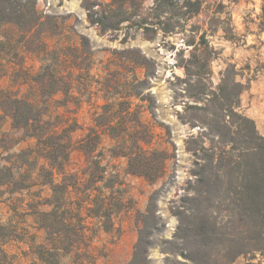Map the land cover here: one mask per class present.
Returning a JSON list of instances; mask_svg holds the SVG:
<instances>
[{"label":"rangeland","instance_id":"1","mask_svg":"<svg viewBox=\"0 0 264 264\" xmlns=\"http://www.w3.org/2000/svg\"><path fill=\"white\" fill-rule=\"evenodd\" d=\"M151 1L134 0L129 11L131 19H135V14L145 13ZM203 1L201 12L190 20L182 18L180 10L172 12L171 33L164 35L157 31L152 38H147L130 22L122 24L117 31L103 33L98 26L90 24L80 0H35L45 21L41 31H46L42 36L50 52L37 56L27 52L16 59L0 54V89L36 101L45 99L38 96L32 82L42 65L70 74L69 96L58 94L50 101L51 115H60L68 124L77 123L71 133L73 148L65 172L82 177L81 172L90 165L89 161H96L106 169L107 176H114L107 182L112 188L104 190L111 193V204L119 205L115 206L111 229L105 231L100 219L81 211L85 243L60 257V263L127 264L137 241L141 215L153 193L157 223L149 250L150 264L182 261L180 256L169 254L180 251L179 243L164 242L173 240L177 226L175 209L181 203L189 171H196L199 180L203 178L201 168L208 155L200 151L197 164L193 165L195 158L187 151L186 141L190 135L197 136L198 128H191L179 118L183 116L189 121H193L191 117L199 121L203 118L200 113L183 112L187 99L174 81V77H184L180 61L193 50L183 41L195 37L196 44L199 36L204 35L207 51L213 52L209 65L211 88L218 86L228 69L231 77L245 86L239 97L240 111L253 120L257 132L264 136V0ZM91 2L100 11L101 5L110 0ZM1 33L0 28V40ZM202 47L196 46L198 51L205 49ZM118 104L137 113L147 126L150 142L145 147L167 153L165 171L153 182L128 174L126 159L113 153L119 144L103 129L95 127V119L103 114L105 105H109L106 110L112 113L122 111ZM128 131L122 135L127 136ZM4 133L11 138L10 153L33 143L28 140L14 144L20 134L11 130L9 120L0 114V135ZM205 146H208L206 140ZM220 180L226 181L224 177ZM89 193L93 191L86 192ZM49 195L48 186H32L19 193H6L0 199V241L7 240L3 250L13 264H43L34 250L45 240L43 230L37 225L36 213L48 210L40 204L39 197L42 201ZM69 198L90 203L84 195L75 194V190ZM243 262L239 258L236 264Z\"/></svg>","mask_w":264,"mask_h":264},{"label":"trees","instance_id":"2","mask_svg":"<svg viewBox=\"0 0 264 264\" xmlns=\"http://www.w3.org/2000/svg\"><path fill=\"white\" fill-rule=\"evenodd\" d=\"M80 1L90 24L98 26L103 33L117 31L122 24L130 22L147 38L157 31L164 35L172 32L174 26L169 22L172 12L180 10L182 18L190 20L204 5L203 0H152L151 7L145 13L135 14L132 20L129 11L134 0H110L101 5L100 11L94 9L91 0ZM44 25L35 0H0L1 56L16 59L27 52L36 56L50 52L43 41ZM190 39L183 41L193 47L189 56L180 61L184 77H174V81L187 99L183 112L200 113L203 118L201 121L195 117H191L193 121L179 118L191 128H198L197 136L190 135L186 141L187 151L195 158L193 165L197 164L200 151L208 155L201 168L203 178L199 180L196 171H189L181 203L175 209L177 226L173 240L164 243H179L180 251L169 253L182 258L175 260V264H236L239 258L244 259L242 264H264V136L257 132L253 120L240 111L239 97L245 86L231 77L227 69L218 86L212 89L209 65L213 52L207 51L203 34L196 44L195 37ZM196 46L205 49L198 51ZM32 82L44 100L36 101L0 89V114L9 120L10 129L20 134L14 144L33 142L17 153H10L11 138L7 133L0 135V199L6 193L48 186L50 195L42 201L39 197L40 204L48 210L36 213L45 240L34 250L43 264H63L60 257L85 243L81 211L100 219L103 229L109 231L112 215L119 205L111 204L109 191L104 193L112 188L107 182L114 176H107L106 169L98 162L89 161L90 165L81 172L82 177L65 172L73 148L71 133L77 123L68 124L60 115H51L50 101L58 94L69 96L70 74L42 65ZM106 107L109 105L96 117L95 127L103 129L119 144V151L113 153L126 159V172L150 182L160 178L168 156L164 151H149L145 147L150 142L147 126L129 107L112 113ZM106 113L109 116H104ZM118 129L124 131L117 132ZM127 130L130 133L122 135ZM221 177L226 181L220 180ZM74 190L90 203L70 199L69 194ZM87 191L93 193L86 194ZM153 196L154 193L141 215L137 241L127 264H150L149 250L157 223ZM6 241H0V264H13L3 250Z\"/></svg>","mask_w":264,"mask_h":264}]
</instances>
